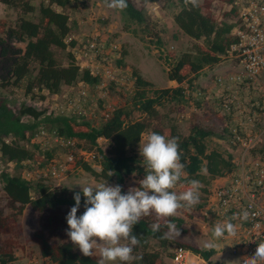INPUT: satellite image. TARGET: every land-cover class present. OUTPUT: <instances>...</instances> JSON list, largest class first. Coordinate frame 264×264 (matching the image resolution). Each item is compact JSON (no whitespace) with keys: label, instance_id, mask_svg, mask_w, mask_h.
I'll return each mask as SVG.
<instances>
[{"label":"trees","instance_id":"16d2710c","mask_svg":"<svg viewBox=\"0 0 264 264\" xmlns=\"http://www.w3.org/2000/svg\"><path fill=\"white\" fill-rule=\"evenodd\" d=\"M0 1L9 6H16L18 2V0ZM67 1L42 0L38 6L37 21L20 17L15 27H7L4 21L0 20V86H18L33 69L30 64L35 63V73L28 77L24 89V93L29 94L31 99L38 97L37 100H41L44 98L43 93L57 96L64 86H72L76 82H82L90 88L89 90H93L80 106L84 113L73 116L55 113L53 110H48L44 104L34 103L36 101L21 102L20 105L12 108L0 102V159L14 166L11 172L5 167L0 169L1 189L6 195L10 208L16 207L15 213L9 215L0 213V236L13 232L14 216L21 213L23 207L27 205L38 214L40 227L33 231L31 240L36 245L43 262L47 264H97L94 257H86L78 252L79 248L72 243L66 233L68 228L66 216L75 204L74 193L80 190L54 186L42 181L43 178L32 180L25 176L26 170L33 168V164L42 168L53 156V149L43 150L39 146L34 137L36 127H44V124L40 123L41 120L49 122L48 129L56 134L66 138H75L77 148L95 150L98 170H94L88 162L77 159L74 165L96 180L113 181L121 185L122 192H126L124 179L127 176L133 172L143 177L145 175L142 162L135 160L129 152L139 143L141 135L147 129V122L142 119L129 120L130 112L123 107H113L108 118L100 119L98 125L88 120V113L96 112V105L100 108L97 110L98 114L107 105L104 93L118 82V71H116V79L102 86L99 74L94 75L90 68L80 67L75 63L71 51L75 40L68 39L71 32L68 14L55 9L56 6L63 7ZM219 1L229 4L230 9L221 13L223 19L217 21L211 12V0H201L195 7L191 3H186V0H177V10L172 14L173 24L181 33L191 39L201 40L202 44H195L190 52H182L174 63L168 66L166 78L175 82L176 86L153 89L150 82L141 78L136 71H131L129 82L134 87L133 105L147 116H155L157 113L155 105L163 100L174 101L178 104L188 99L193 102L204 99L200 89L195 94L197 88L194 87V79L203 67L220 61L229 46L236 42V36L232 34V29L237 23L232 20L237 18L234 0ZM23 5L24 12L33 11L31 4L25 2ZM122 12L128 19L143 25L152 32L157 41L159 40L158 33L152 27L149 17L134 5L133 0H127V7ZM225 18H231V20H225ZM11 41L20 42L23 47L13 46ZM52 47L63 51L67 49L65 65L57 62ZM121 58L120 55L114 60L118 70L121 67ZM98 60L102 61L100 55ZM214 80L216 83V79ZM182 83H185V87ZM94 86L98 87L94 88ZM147 90L151 91L149 97L145 95ZM99 94L101 95L98 96ZM223 96L218 101V110H222L220 102ZM224 114L227 115V112ZM226 115L224 116L225 122L219 130L193 123L189 132L183 136L174 125L168 126V137L179 138L181 162L185 165V176L187 177L180 182L182 189L186 190L189 187L188 182L192 179L207 185L211 179L234 173L236 165L232 154L222 148L209 147L207 143L208 138H214L231 147L239 144V140L236 139L237 134L232 131L237 130L238 127L230 121V115ZM152 131L161 134L159 129ZM98 138H103L108 142V149L105 152L99 146ZM22 142L30 143L32 148H27ZM254 151L252 149V153ZM257 152L264 154V146L257 149ZM24 168L26 170H22ZM18 169H20L19 172ZM83 201L81 193V207L78 209V216L85 210ZM203 204L198 207L202 208ZM168 219L174 224L180 222L179 219L173 217ZM155 220V214L143 217L133 228L134 234L142 235L140 245L134 249V255L143 258L134 264H166L161 255L151 248V241L165 246L173 240L160 239V232L151 231L150 225ZM166 223L167 221H161L162 232L167 231L163 227ZM179 244L191 248L204 259L214 253L213 249L201 250L185 243ZM12 250V240L5 239L0 242V264H8L14 260ZM168 255L170 257L171 253Z\"/></svg>","mask_w":264,"mask_h":264},{"label":"rangeland","instance_id":"374dc122","mask_svg":"<svg viewBox=\"0 0 264 264\" xmlns=\"http://www.w3.org/2000/svg\"><path fill=\"white\" fill-rule=\"evenodd\" d=\"M41 1L42 0H18L16 6H9L0 1V20H3L4 25L7 27H15L16 22L20 17L37 21L38 6ZM200 1L201 0H198V2ZM25 2L33 6L32 12L26 13L23 11V3ZM133 2L137 8L141 9L145 15L149 17L152 22V27L158 33V41L152 32L144 28L143 25L137 24L128 19L121 10L107 7L106 0H68L63 7L56 6L55 9L68 14L71 28L70 36L74 38L76 43L79 42V38L85 33L94 29L99 35L113 39V41L119 46L118 54L119 56L121 55L122 58L120 63L121 67H119L118 70V82L105 91V103L114 108L123 107L129 111V120L142 119L147 122V129L141 135L139 143L129 152L135 160L143 162L139 147L140 144L146 142L147 135L153 132V129H159L161 135H165L166 137H168V126L171 124L174 125L176 130L183 136L189 132V128L193 123L214 130H219L225 122L224 116L226 114H224L221 109H217L219 103L218 96L222 93L220 89L216 93L217 96L211 102L206 101L205 98L197 102L188 99L178 104L174 101L163 100L161 103L155 105L157 113L152 117L147 116L133 105L132 96L134 94V87L132 83L129 82L132 70L136 71L141 78L150 82L153 89L166 88L171 85V81L166 78V70L168 66L173 64L182 52H190L193 50L195 44H202L201 40L191 39L181 33L173 24L172 14L177 10V0H133ZM229 9L230 5L226 2L211 0V12L217 21L223 19L221 13L226 12ZM225 20H231V18H225ZM232 20L237 21V18H233ZM11 44L19 48L23 47V44L20 42L11 41ZM52 50L57 62L60 65H65L67 62L65 55L67 49L63 51L52 47ZM169 54H171L170 57ZM226 57L227 56L221 57L220 61H222V65H224L225 60L230 58ZM235 60L238 59L234 58L232 62ZM111 64L109 65L112 66ZM30 66L33 69L30 71L29 75L21 80L18 86H0V102L5 103L12 108L20 105L21 102L27 101L33 103L36 101L34 103L41 105L44 104L48 110H51L54 105L67 101L68 98L73 96L76 90L80 87V83L76 82L71 86V89H65L56 97L52 94L43 93L44 98L41 99L42 101L37 100L39 99L38 97L31 99L29 94L26 95L24 93L25 83L28 77L35 73V63H31ZM207 68H205V70ZM208 81L214 85L215 80H213V77L208 76ZM193 84L194 86L199 87L196 83L193 82ZM182 85L185 87V83H182ZM198 87L196 88L199 89ZM87 89L89 93L90 88L87 87ZM237 89L241 90L240 93H242L232 92L231 95L235 94L236 97L246 99L247 101L245 103L243 102V106H247L248 102H253L254 104V107L247 111H245V107L242 110L240 105L237 109H241L243 114V117L239 118L241 119V122H243L248 115L255 117L253 121L255 124L254 128L246 127L244 133L240 132V136H245V133H248L254 138L252 145L247 150L246 157L257 158L264 164V154L257 152V149L264 146V79L260 78L254 89L242 90L240 86H237ZM150 90L145 92V95L148 97L151 95ZM100 95L101 94L98 96ZM256 103L263 106L262 111H259L255 107ZM96 108V112L88 113L87 115L88 120L94 125H98L100 122V116L97 113V110L100 108L98 105H96ZM234 111L236 110L232 108L227 114L232 116ZM40 123L44 124V127L47 129L50 127L49 122L41 120ZM233 125L235 124L233 123ZM235 126L237 127V125ZM242 127L243 124L241 127L239 126L238 129H241ZM22 143L27 148H32L30 143ZM207 143L209 147H218L225 150H227L225 146L231 147V145H227L221 140L217 141L214 138H208ZM98 144L104 152L108 149V142L106 140L101 139L98 141ZM235 147L237 148L234 149ZM242 149L243 147L240 144L233 146V152L231 153L236 161L239 160ZM252 149L255 150L254 153H252ZM88 163L94 170H98L97 159ZM234 163L236 164L237 162ZM32 166L33 168H36V165L33 164ZM4 167L10 172L14 170L12 163L7 165L6 162H3L0 159V169ZM19 171L20 169H18V172ZM202 172H204V170H202ZM227 176L228 175L211 179L207 185L200 183L199 203L194 207L179 210L178 214L173 217L180 220V222L176 224L180 229V235L173 236L171 238L173 240L172 242L162 246L155 241H151V248L161 255L162 260L166 264H171L168 253H171L174 245L185 243L201 250H207L203 245L205 242L209 241L215 244V247L212 248L214 253L210 256V261L212 263L239 264L240 257L242 258V256L231 254V241L229 239L213 238L212 231L215 222L203 218L200 212L201 207H198L203 204L208 190L221 183L224 180L223 178ZM142 178L143 176L134 172L127 176L124 179L126 192L130 187H138L139 180ZM46 182L51 183L54 186H63L67 188L72 186L71 189L80 190V186L77 185V183L94 184L104 182V180H96L77 167L59 180H47ZM107 182L111 185H115L113 181ZM174 190L177 193L184 191V189L181 188L180 183L177 184ZM15 208H10L6 195L1 189L0 182V213L2 215H9L16 212ZM13 221V232L0 236V242L5 239L13 241L12 252L14 260L10 261L8 264H47L42 261L36 245L31 240L33 231L40 227L38 214L26 205L23 207L21 213L14 216ZM93 257L96 262H98V253ZM188 260L195 264L200 261V259L193 254L189 255ZM244 262L245 259L243 263Z\"/></svg>","mask_w":264,"mask_h":264},{"label":"built area","instance_id":"2783aa9c","mask_svg":"<svg viewBox=\"0 0 264 264\" xmlns=\"http://www.w3.org/2000/svg\"><path fill=\"white\" fill-rule=\"evenodd\" d=\"M234 4L237 10V24L232 29V34L236 36V42L229 46L223 56L237 58L240 69L236 73L217 76L216 82L222 84L225 80L228 84L240 86L242 90H250L257 86L260 78L264 79V0H234ZM70 38L74 39L69 35L68 39ZM79 39V42H75L71 48L75 63L80 67L90 68L94 75L99 74L102 86L116 79L118 68L114 60L119 57L117 43L111 38L99 35L94 29ZM99 55L102 61L98 60ZM196 91L199 89L195 90V94ZM89 94L90 90L88 93L87 86L81 82L73 96L63 103L54 105L51 110L60 115L83 114L84 110L80 106ZM246 101L244 99V103ZM233 103L234 96L226 94L220 102V107L223 112L229 113ZM252 107H254L253 102H248L245 111ZM255 107L259 111L263 109L258 103ZM112 110L113 107L107 104L99 113L100 119H107ZM254 119V116L248 115L241 129L232 130L237 134L236 139L243 147L240 158L235 164V171L208 190L200 211L203 218L213 220L215 225L223 224L234 214L244 210L250 213L247 221L239 219L231 221L237 226L235 236L225 233L223 237L231 241V254L245 257L253 255L257 245L264 242V164L257 158L246 157L247 150L253 143V136L248 133H245V136L239 134L244 133L246 127L254 128ZM34 137L43 150L53 149V156L42 168L35 166L36 168L24 169L25 176L29 179L43 178L42 181L45 182L59 180L77 168L74 165L75 159L83 162L95 160V150L77 148L75 138L60 136L53 130L41 126L36 127ZM101 139L103 138H98L97 142ZM190 254L200 259L196 264H214L210 261V257L204 259L182 244L174 245L169 261L171 264H195L188 260Z\"/></svg>","mask_w":264,"mask_h":264},{"label":"clouds","instance_id":"9594fccd","mask_svg":"<svg viewBox=\"0 0 264 264\" xmlns=\"http://www.w3.org/2000/svg\"><path fill=\"white\" fill-rule=\"evenodd\" d=\"M186 3L198 6V0H186ZM106 4L109 8L122 11L127 7V0H106ZM139 152L145 175L139 180L138 187H130L127 192H122L121 185H111L107 181L77 183L80 191L74 193L75 204L67 213L66 233L84 256L93 257L98 253L97 264H134L142 260V256L134 255L142 236L134 234V226L143 217L155 214L151 231L160 232V239H171L180 235V229L168 218L176 216L181 209L199 203L201 185L198 180H190L189 187L180 193L174 190L182 179H187L178 137L168 138L153 131L147 135L146 142L140 144ZM81 193L85 210L78 216ZM249 218L247 210L234 214L228 221L214 226L213 238L221 239L225 233L235 236L237 226L231 221H247ZM162 220L167 221L163 225L167 231H161ZM203 247L210 250L215 244L209 241ZM261 262H264V242L257 245L254 254L247 257L244 264Z\"/></svg>","mask_w":264,"mask_h":264},{"label":"crops","instance_id":"0c3cea01","mask_svg":"<svg viewBox=\"0 0 264 264\" xmlns=\"http://www.w3.org/2000/svg\"><path fill=\"white\" fill-rule=\"evenodd\" d=\"M68 24L70 26L69 20H68ZM226 58H228V57H226ZM230 58L225 60L224 65L221 64L222 61H218L216 64H213L211 66L203 67L199 71V73L197 74L196 78L194 79L193 82L196 83L197 85H199V87L198 86H194V87H198L201 90V94L204 96L206 101H208V102L213 101L214 98L217 96L216 93L219 91V89L222 91V93L219 94V96H218L219 99L222 95H226V94L231 95L232 92L233 93H237V92L240 93L241 90L237 89V85L235 86L234 84H230V83L228 84V82L225 80L223 81L222 84H219L217 82L215 83V81H214V85L210 81H208V76L213 77V80H214V79H216L217 76H220V75L226 76L228 74L236 73L237 71H239V69H240L239 61L235 60L234 62H232L234 58H232V57H230ZM205 68H207V69L205 70ZM217 71H218V73H217ZM174 86H176L175 82L171 81V85L168 87H174ZM194 87L192 88V91L194 90ZM65 89H71V86H64L62 88V91H64ZM192 91H191V96H192ZM234 91H236V92H234ZM232 95L234 96V103L232 104L231 109L233 108L236 111H234L232 116H229V117L231 119V122L234 123L235 125H237V127L239 128V126L241 127L242 124L244 123V121L241 122V119H239V118H242V116H243L241 109L243 110L245 107V106H243L244 99L241 97H236L235 94H232ZM201 100H203V99L201 98ZM239 105L241 106V109L237 110ZM226 116H228V114ZM217 141H219V140H217ZM225 148L227 149L228 152H230V153L233 152V147L225 146ZM236 148L237 147H235L234 149H236ZM233 160H234V162H238L234 158H233ZM244 257L245 256H242V258L240 257L239 264H244L243 261H244V259L247 258V257H245V258ZM261 264H264V262H261Z\"/></svg>","mask_w":264,"mask_h":264}]
</instances>
